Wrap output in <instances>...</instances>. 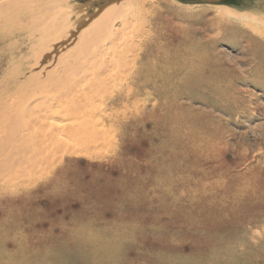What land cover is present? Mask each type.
Returning a JSON list of instances; mask_svg holds the SVG:
<instances>
[{
    "label": "rangeland",
    "instance_id": "rangeland-1",
    "mask_svg": "<svg viewBox=\"0 0 264 264\" xmlns=\"http://www.w3.org/2000/svg\"><path fill=\"white\" fill-rule=\"evenodd\" d=\"M108 2L0 0L3 22L25 24L0 28V106L32 98V124L66 119L48 90L66 61L42 57L59 29L76 36ZM220 5L264 14V0H135L125 52L98 77L104 137H66L61 158L35 157L48 142L29 141L22 164L0 166V264H264V32L251 18L218 21ZM3 141L0 161L21 148Z\"/></svg>",
    "mask_w": 264,
    "mask_h": 264
},
{
    "label": "bare ground",
    "instance_id": "bare-ground-1",
    "mask_svg": "<svg viewBox=\"0 0 264 264\" xmlns=\"http://www.w3.org/2000/svg\"><path fill=\"white\" fill-rule=\"evenodd\" d=\"M134 3H135V0H110V2H108L106 5H104L101 9L99 7L100 10L97 11V14L95 15V17H93L91 19V21L88 25L85 24L84 28L79 27L81 29H79L78 34L76 36H75L76 32H74L73 29H69L68 27H65V26L62 27L61 30L59 29V32L56 35L61 36V34H64L65 37H63L62 41H58L57 43H55L54 49H52V51H50V53L44 54V56L42 57V61L44 62V60L46 59L45 60L46 66H47L46 68H50L51 66H54V63H56L58 61H59V64H62L61 63L62 61H66V62H64L65 66L61 72H58L55 69H54L55 71L52 70L51 75H49V79L51 81V84L48 86L49 87L48 90L52 87L58 89L57 92L55 89L54 92H56V93H58L60 90L61 94L63 95V97L61 98V102L65 101V102H63V105H65L63 112L66 113V115H64V117L68 120L63 119V121L61 120L62 122L51 121L50 118L52 116H55V115H50L51 112L49 111V110H51V107H53V105L49 106V105L44 104L47 107V109L45 108L44 112L46 113L49 111L50 113L43 114V116H41V114L39 113L40 116L39 115H38V117L34 116L35 117L34 118L35 123L32 124L31 121H33V120L31 118H28V115H27V114H30V113H27V109H29L31 102H33L32 98H29V101L31 100L30 102L28 101L29 103L28 102L25 103V101H19L18 102L19 107L18 106L15 107L14 112L11 111V108H12L11 105H13V104L8 102L4 106L1 105L2 106V108H0L1 119L3 121H5V120H11L12 121L9 124L10 125L8 127L9 129H7V127L4 129L5 125L3 127L0 126V130H3V131H0V141L4 140L3 141L4 147H3V145H2V147L7 149L10 145H12L14 147L16 143H19V145L21 146L20 149L22 151L20 152V149H19L17 152L16 149L12 147L13 149H15L14 152L9 153V154L8 153L5 154V156L0 161V166H3V165L6 166L7 165V167H14L16 165V163L20 164L23 161V157H24L23 155L29 151L28 146H30V144H31L30 142H35V140L36 141L38 139L40 140V138L42 140L47 141L48 146L44 142V144L46 146V147L43 146V147H45L44 149L41 150V149L35 148L36 149L35 153L32 152L33 151L32 150L31 152L34 153L35 157L43 155L44 158L51 157V156H56V158H58V157L61 158L62 154L61 155H59V154L61 152L67 151V146H70V140H68V139H71L72 141H77L78 143L83 142L86 145H94L93 147H95V144L99 141V139L101 137L100 135L103 134V131L100 129V127L105 124L106 119H108L107 117H109V116H107L105 118L104 115L97 116L95 114L96 110L98 109V101L101 100L100 99V96H101L100 93L106 86H108V85H106L108 82V78L105 81L103 80L104 82L103 81L100 82L98 77H99V75H101L100 73L101 72L104 73V71H106L109 66H117V65H115L116 62L119 59L121 60V58H119L118 60L116 58L117 55L121 52V50H120V52L118 53L117 51L119 49L117 50V48H118L119 44L122 45L123 43H125L124 41L126 39H124L123 36L126 35L125 32L129 28L128 25L129 24L131 25L133 23V21L128 20V18H129L128 10H130L131 8L133 10ZM22 8L23 7H21V9ZM216 8H217V13H218V16H217L218 21H220V22L221 21L222 22L223 21H230V20L241 21L242 19L251 18V21L253 23L257 22L260 24V29H262V30H259L260 35L262 34V32H264V14L262 17L257 18L254 15H251L249 13H245V12L238 10L237 8H234L233 6H229V5H220V6H217ZM21 13H22V11H21ZM8 15H9V13L0 12V28L5 27L6 29L5 28L4 29L8 30L6 32H8V33L12 32L13 30L17 29L19 26L25 25L21 22L17 23V25H15L13 27L11 26L12 24H14L12 22H11L12 24L10 23L8 25V21L3 22L7 18ZM13 16H16V15H13ZM11 20H15V19H11ZM13 22H15V21H13ZM19 29H20V27H19ZM132 31H133V29H132ZM0 34H1V32H0ZM218 34L219 33H217V35ZM130 35L131 34H129V36ZM215 37H216V35H215ZM52 40H54V39L49 38V39H46V42H48V44H50V43L52 44L53 43ZM127 42H128V40H127ZM127 42H126V44H129ZM136 43H137V41L135 40V46H136ZM253 43H255V45L258 44L257 41L252 39L251 44H253ZM131 45H133V44H131ZM135 46L133 45V47H135ZM142 46L144 47L145 45H142ZM136 47H138V46H136ZM129 49H130V47H129ZM124 50H125V48H124ZM124 50H123V52H125ZM131 50L133 51V48ZM137 50H138V48H137ZM123 52H121V53L123 54ZM126 52L128 53V51H126ZM140 52H142V51H140ZM131 53L133 54V52H131ZM75 58H77L76 64L74 63ZM123 58H125V57H123ZM67 60H69V61H67ZM215 62H217V61H215ZM127 65H128V63H127ZM128 68H129V66H128ZM138 71H139V69H138ZM140 71H141V69H140ZM48 72H49V69H48ZM129 76H131V75H129ZM47 80H48V78H47ZM124 82H126V81H124ZM130 82H131V80H130ZM108 84H109V82H108ZM44 86L45 85H43V91L47 92L46 91L47 89ZM112 89H110V90H112ZM106 90H108V89H106ZM135 90H138V89H135ZM49 92H51V91H49ZM222 93H220V95ZM228 93H230V92L228 91ZM222 95H224V94H222ZM104 96H103V98H104ZM221 96H220V98H221ZM45 97L47 98V95ZM45 97L44 98L42 97V98L45 99ZM57 97H59V96H57ZM126 97H128V96H126ZM224 98H226V96H224ZM230 99H231V95H230ZM228 100H229V98H228ZM53 101L55 102V100H53ZM45 102H50V101L45 100ZM121 103L123 104V102H121ZM228 103H230V102H228ZM40 107H38V109ZM126 107L128 109L127 105H126ZM126 107H125V109H126ZM34 108H36V107H34ZM38 111H40V110H38ZM121 111H119V112H121ZM35 112H33V113H35ZM59 112H62V111H59ZM124 112H125V110H124ZM37 113L38 112H36V114ZM67 114L70 117L67 118L66 117ZM117 114H116V116H117ZM59 115H60V113H59ZM61 115H62V113H61ZM111 116H113V115H111ZM116 116L114 117L115 120H116ZM123 117H126V116L123 115ZM52 118L55 119V117H52ZM44 119L46 121L47 120H50V121L46 122ZM108 120H112V119L110 118ZM43 121H45L46 124H43ZM44 125H46V126H44ZM1 127H2V129H1ZM21 131H23L24 133H21ZM66 137L68 139H66ZM103 137H101V138H103ZM263 138H264V136H263ZM50 143H52V149L49 146ZM33 145H34V143L32 144V146ZM30 149H34V148H30ZM2 150L3 149L0 148V154H2V152H1ZM41 151H43V152H41ZM78 151H79V149H78ZM31 152H30V154H31ZM1 156H3V155H1ZM31 160H33V159H31ZM35 161H38V160L35 159ZM54 161H55V159H54ZM27 165L30 166V163ZM31 166H32V164H31ZM0 168H2V167H0ZM3 168H5V167H3ZM40 168H42V167H40ZM29 170H30V168H29ZM45 170L46 169H44V171ZM49 173H50V171H49Z\"/></svg>",
    "mask_w": 264,
    "mask_h": 264
},
{
    "label": "water",
    "instance_id": "water-1",
    "mask_svg": "<svg viewBox=\"0 0 264 264\" xmlns=\"http://www.w3.org/2000/svg\"><path fill=\"white\" fill-rule=\"evenodd\" d=\"M109 2H110V0H109ZM102 7H103V6H102ZM102 7H101V8H102Z\"/></svg>",
    "mask_w": 264,
    "mask_h": 264
}]
</instances>
